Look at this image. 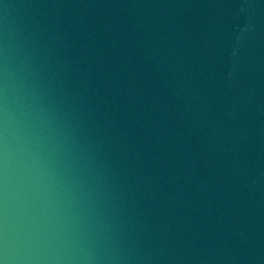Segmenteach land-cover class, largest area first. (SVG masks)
<instances>
[{
    "label": "clouds",
    "instance_id": "clouds-1",
    "mask_svg": "<svg viewBox=\"0 0 264 264\" xmlns=\"http://www.w3.org/2000/svg\"><path fill=\"white\" fill-rule=\"evenodd\" d=\"M0 264H264V0H0Z\"/></svg>",
    "mask_w": 264,
    "mask_h": 264
}]
</instances>
